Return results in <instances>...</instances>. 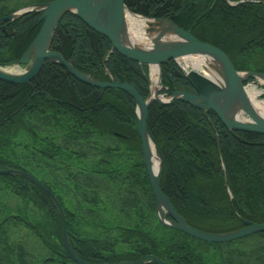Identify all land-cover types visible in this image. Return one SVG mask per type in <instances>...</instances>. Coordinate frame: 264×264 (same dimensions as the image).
<instances>
[{
    "label": "trees",
    "instance_id": "16d2710c",
    "mask_svg": "<svg viewBox=\"0 0 264 264\" xmlns=\"http://www.w3.org/2000/svg\"><path fill=\"white\" fill-rule=\"evenodd\" d=\"M47 1L0 0V17ZM125 4L134 13L191 27L197 39L221 49L237 71L264 73V0ZM37 17L38 12H29L5 22V31L0 27L1 66L18 62L41 26ZM51 48L96 79L132 81L143 95L148 92L147 65L112 50L108 38L73 12L60 19ZM161 70L171 88L189 80L174 60ZM135 107L125 91L101 92L54 63H45L31 82L0 81V169L28 171L45 184L63 209L71 247L83 260L157 264L153 258L158 257L168 264H264V233L237 239L257 237L256 246L223 252L222 246L237 240L206 242L159 221ZM146 128L164 159L160 187L190 226L221 233L238 229L242 219L264 223V134L230 132L212 111L179 100L152 103ZM22 227L32 236L19 234ZM101 230L104 237L98 236ZM68 261L53 200L23 175L0 174V264Z\"/></svg>",
    "mask_w": 264,
    "mask_h": 264
},
{
    "label": "water",
    "instance_id": "95a60500",
    "mask_svg": "<svg viewBox=\"0 0 264 264\" xmlns=\"http://www.w3.org/2000/svg\"><path fill=\"white\" fill-rule=\"evenodd\" d=\"M127 10L124 0H51L22 8L1 17L0 24L30 11H39L37 20L41 22V27L18 60L19 64L26 66L24 70L14 73L0 66V80L13 84L30 82L38 76L46 62H51L65 67L77 80L99 87L101 91L104 88H119L125 91L134 99L136 104L134 110L135 128L140 139L141 155L155 199L159 221L167 227L180 230L202 241L213 243L227 242L255 233H264V223L250 220H242L243 226L238 229L221 233L208 232L190 226L177 213L168 196L163 193L160 187V180L164 171V159L161 151L149 137L146 128L148 107L153 102L169 104L174 100H179L200 109L212 110L229 130L264 134V117L260 116L251 106L243 86V81L251 76L254 77L253 82L255 83L259 84L258 78L264 81V73L235 70L227 56L219 48L197 39L191 34L190 29L178 26L169 18H152L140 15L148 21L145 34L151 44L147 47L130 45L123 39L127 31L125 17ZM67 12L76 13L87 26L107 37L113 50L132 61L159 67L168 60L200 55L211 59V68L218 78L214 80L208 74L192 69L187 76L194 90H186L175 85V90L164 94L165 99H160L156 92L154 94L150 92L148 96L144 97L134 82L97 80L78 70L60 52L50 49L53 32L61 17ZM170 78L173 80L172 77ZM235 108H240L243 116L248 120L237 119ZM152 147L158 158L156 170H154L151 157ZM0 174L23 175L42 188L57 206L61 221L62 243L70 258L77 264H95L81 259L72 250L63 209L39 179L29 172L17 169H0ZM165 214H168L170 219ZM154 260L157 264H166L157 257ZM141 261L143 259L110 264H138Z\"/></svg>",
    "mask_w": 264,
    "mask_h": 264
},
{
    "label": "bare ground",
    "instance_id": "6f19581e",
    "mask_svg": "<svg viewBox=\"0 0 264 264\" xmlns=\"http://www.w3.org/2000/svg\"><path fill=\"white\" fill-rule=\"evenodd\" d=\"M125 17H126L127 31L124 34V38H123L124 41L130 45H137V46L139 45L143 47L150 46L151 41L145 34V29L146 27H148L147 19H145L144 17L140 15L133 14L128 10L126 11ZM190 57H192L190 58V60H186L187 57L185 58L188 64H191L194 68L198 70L203 69V68L208 70L209 73L206 71L208 75L212 79L217 80L218 76L215 73V71L211 68V59L205 56H200V55H191ZM5 69L7 71H10L7 68ZM153 84L154 85L152 87L151 94H154V92L157 89V79H155ZM245 91H246V94L248 96L251 106L255 109V111L260 116L264 117V98H260L261 91L258 90L255 86H253V84H251V86L249 87L246 86ZM234 111H235V117L237 119L248 120V118L243 116V113L240 110V108H235ZM151 157L153 159L154 170H156V168L158 167V158H157V154L154 151L153 147L151 149Z\"/></svg>",
    "mask_w": 264,
    "mask_h": 264
},
{
    "label": "rangeland",
    "instance_id": "374dc122",
    "mask_svg": "<svg viewBox=\"0 0 264 264\" xmlns=\"http://www.w3.org/2000/svg\"><path fill=\"white\" fill-rule=\"evenodd\" d=\"M190 58H192V57H188V58H186V60H190ZM186 60H185V58H181V59L178 60V64L182 65V66H185V67L188 65L189 68H191L192 65L188 64ZM25 67L26 66L20 65V64H12L11 66H7V69L12 71V72H14V73H19V72H22ZM201 71L203 73H205V74L209 73L208 70H206V69H201ZM258 80L260 81V84H256L254 82H249V83L246 84V86L249 87V86H251V84H253V86H255L258 90L261 91L260 98H264V83H263V81L261 79L258 78ZM150 84H151V81H150ZM82 228L85 229L88 232L91 230V227H90L89 224H87V225L82 224ZM24 231H25V234H24L25 237H31L32 236V235L28 234L29 230L25 229L23 227L21 228V232H19V234H22ZM94 233H95V226H93L92 234H94ZM117 235H118V233L116 232L113 236H117ZM98 236L104 237V232H102V230H101L100 234ZM257 241H259V239L257 237H253V236L252 237H248V238H246L244 240H237L231 246H222L221 247V249H222L221 251L226 252L227 249L234 248V247H237V246L240 247L241 250H245V249H247L248 246H256V242ZM218 255L219 256L221 255L220 251H218ZM67 264H76V263H74L72 261H68Z\"/></svg>",
    "mask_w": 264,
    "mask_h": 264
},
{
    "label": "flooded vegetation",
    "instance_id": "af4514ba",
    "mask_svg": "<svg viewBox=\"0 0 264 264\" xmlns=\"http://www.w3.org/2000/svg\"><path fill=\"white\" fill-rule=\"evenodd\" d=\"M120 54V53H119ZM123 56V55H122ZM127 58V57H126ZM111 77V76H110ZM112 78V77H111ZM180 86H182L183 88H187V89H189V90H193V87H192V85H191V83H190V81L189 80H186L185 81V85L183 86V85H180ZM166 89H165V91L164 92H167V91H172L173 90V88H171V87H169L168 85H166V87H165ZM192 88V89H191ZM223 125V124H222ZM224 126V125H223ZM224 128L226 129V130H228V131H230V132H239V131H236V130H229V129H227L225 126H224ZM203 153V152H202ZM210 164L211 165H213L211 162H210Z\"/></svg>",
    "mask_w": 264,
    "mask_h": 264
}]
</instances>
